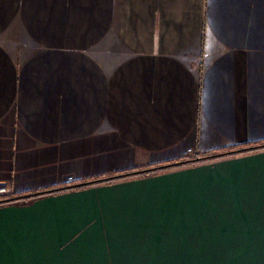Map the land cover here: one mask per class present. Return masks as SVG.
<instances>
[{
	"label": "crops",
	"instance_id": "crops-1",
	"mask_svg": "<svg viewBox=\"0 0 264 264\" xmlns=\"http://www.w3.org/2000/svg\"><path fill=\"white\" fill-rule=\"evenodd\" d=\"M261 144L264 0H0V200L68 186L0 202V264H264Z\"/></svg>",
	"mask_w": 264,
	"mask_h": 264
},
{
	"label": "rangeland",
	"instance_id": "rangeland-1",
	"mask_svg": "<svg viewBox=\"0 0 264 264\" xmlns=\"http://www.w3.org/2000/svg\"><path fill=\"white\" fill-rule=\"evenodd\" d=\"M153 217V216H152ZM182 219H177V218H172V217H166V218H158V216H154L153 218H149V219H146L142 222V224L144 225V227L142 228V232L143 233H146V234H143L141 238H135L132 240V243L130 244H146L147 241H148V238H151L150 235H148L149 233H157L159 231V228H160V233H164L165 235L171 231V227L174 225V224H177V225H180L182 223ZM157 225H158V230H157ZM195 239H192L190 240V243L189 244H195V241H193ZM135 241V242H133ZM149 241H152L154 242V238L152 240H149ZM128 242V240H127ZM158 244H165V239H160L158 240ZM149 243V242H148ZM151 244V243H149ZM227 245H237V244H227ZM239 245V244H238Z\"/></svg>",
	"mask_w": 264,
	"mask_h": 264
},
{
	"label": "trees",
	"instance_id": "trees-1",
	"mask_svg": "<svg viewBox=\"0 0 264 264\" xmlns=\"http://www.w3.org/2000/svg\"><path fill=\"white\" fill-rule=\"evenodd\" d=\"M261 146H264V144H261V145L255 146V147H261ZM243 150H245V149L232 150L230 152L221 151L220 153L213 154L212 157L219 156V155L230 154V153H235V152H240V151H243ZM202 157H205V158H202ZM202 157H191V158L181 159L179 161H182L181 164H185V163L188 164V163L195 162V161H198V160H201V159L209 158V156H207V157L206 156H202ZM158 166H160V165H150L148 168L158 167ZM135 173H137V172L136 171H132V170L131 171H125L123 173H118L117 175H114L112 177H108L106 179H112V178H115V177H126V176H129V175H133ZM102 180H105V179H102ZM91 182H95V180L94 181H90V183ZM87 183L88 182H85V183H82V184H87ZM71 186H76V185H71ZM66 187H68V186H66ZM66 187L45 189V190H42V191L30 193V194H27V195H22V196H18V197L8 198V199H5V200H0V202L16 200V199L22 198L23 196H31V195L42 194V193H46V192H52V191H56V190H59V189H62V188H66Z\"/></svg>",
	"mask_w": 264,
	"mask_h": 264
},
{
	"label": "water",
	"instance_id": "water-1",
	"mask_svg": "<svg viewBox=\"0 0 264 264\" xmlns=\"http://www.w3.org/2000/svg\"><path fill=\"white\" fill-rule=\"evenodd\" d=\"M213 155H209V157H212ZM207 157V156H206ZM202 158H205V157H202ZM182 161H176V162H172V163H168V164H164V165H160L158 167H152V168H146V169H143L141 171H136L137 173H143V172H148V171H152V170H157V169H161V168H166V167H169V166H175V165H179L181 164Z\"/></svg>",
	"mask_w": 264,
	"mask_h": 264
},
{
	"label": "built area",
	"instance_id": "built-area-1",
	"mask_svg": "<svg viewBox=\"0 0 264 264\" xmlns=\"http://www.w3.org/2000/svg\"><path fill=\"white\" fill-rule=\"evenodd\" d=\"M186 153L191 154V153H193V150L191 148H188V149H186ZM192 156L198 157L197 154H192ZM67 181H71V177H68ZM4 192H5V189L3 187H0V193H4Z\"/></svg>",
	"mask_w": 264,
	"mask_h": 264
}]
</instances>
